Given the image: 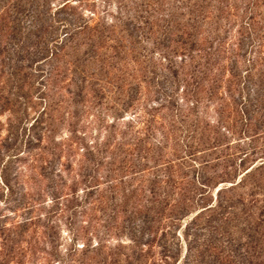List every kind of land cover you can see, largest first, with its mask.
I'll return each mask as SVG.
<instances>
[{"label": "rangeland", "instance_id": "1", "mask_svg": "<svg viewBox=\"0 0 264 264\" xmlns=\"http://www.w3.org/2000/svg\"><path fill=\"white\" fill-rule=\"evenodd\" d=\"M130 1L0 0V227L5 225L12 236L21 240L14 247L13 257L4 264H16L17 257L21 264H77L80 252H73L72 248L82 249L87 239L84 229L89 224L106 232V236L98 256L90 251L84 264H229L225 259L231 261L230 264H248L249 239L264 243V5L261 4L264 0L258 1L261 25L256 32L239 36L235 32L237 24L227 28L225 47L247 46L245 58L249 62L244 63L238 57L233 64V55L228 58L225 54L217 97L208 104L204 97L201 98L195 136L187 138L186 133L173 128L175 133H181L179 142L170 132L169 138L164 139L163 133L171 127L167 120L161 125L163 128L160 126L159 114L154 116L147 134L145 127L149 116L142 104L133 102L125 111L114 112V109H107L110 104L106 106V100L94 108H83L77 102L79 99L85 102L84 97L89 92L85 85L87 79H95L96 87L105 88L107 77L118 75L116 71L126 67L116 56L106 58L112 48L99 49L97 53L82 39L83 34L74 29L85 23L90 26L97 23L102 29L117 22L125 10L121 3L127 2L129 7ZM147 1H155L157 14L172 7V0L161 2L162 6L156 0ZM65 3L67 7L61 9ZM119 5L120 13L117 11ZM114 31L115 36L120 32L118 27ZM66 38L69 40L66 46L61 45V40ZM110 41L114 44L112 39ZM102 52L108 53L102 59H92ZM78 70L86 73L85 83L80 82ZM60 71L62 73L55 76ZM236 71L239 78L235 79L231 73ZM82 84L84 88L80 92ZM227 88L230 91L227 92ZM236 88L241 89L240 93ZM105 92L109 103L114 101L112 93ZM224 102L225 107H219ZM115 104L121 107V101ZM191 113L188 109L184 111V125L192 121ZM110 115L122 116L110 137L120 140V131L127 126V139H144L152 150L161 151L163 156L156 163L152 153L148 154L146 164L140 157L138 167L146 165L143 167L148 168L144 180L151 179L154 173L162 177L163 172L155 170L171 161L169 165L173 171L169 177L171 175L176 181L175 187L163 183L158 187L165 186L164 190L170 191L169 203L175 206L173 213L183 209L177 220L163 219L155 224L158 229L152 236L145 229L140 238L146 243L140 247L133 245L130 239L132 231L139 230L138 220L144 217V207L135 206L136 199L130 194L140 174L128 173L123 176L122 183L109 189L110 174L103 170V166L107 167L103 159L106 161L112 156L111 148L102 154L103 166L98 170L108 181L99 179L96 182L105 196L102 221L98 219V212L87 208L81 217L85 221L90 218V223L81 225L77 213L76 222L67 226L65 218L59 216L57 207L52 205L51 195L71 193L69 185L75 172L85 168L92 171L89 163L92 157H102L96 156L95 150L109 137V128L105 126L111 120ZM71 130L81 138L69 141ZM82 147H88L90 152L81 155ZM133 148V144H125L117 153V160L125 159L127 164L130 156L126 151ZM154 164L156 166L152 167ZM251 169L250 177L244 175ZM2 175L11 189L9 196ZM198 181L208 186L197 190L191 204L188 189H191L189 193L194 191L191 185H198ZM73 187L78 190L76 195H82L81 184ZM69 197L70 194L65 199ZM94 197L82 199L75 207L77 212L82 210V205L95 207L98 202ZM111 201L119 205L115 221L111 218ZM217 204L222 206L213 210ZM25 221L28 223L22 225ZM79 225L82 226L80 230ZM76 229L78 238L72 240ZM87 242L92 243L90 246L96 245V236L91 239L89 236ZM261 249L264 255V247ZM4 250L0 244V257ZM162 254L168 258L162 259Z\"/></svg>", "mask_w": 264, "mask_h": 264}, {"label": "trees", "instance_id": "2", "mask_svg": "<svg viewBox=\"0 0 264 264\" xmlns=\"http://www.w3.org/2000/svg\"><path fill=\"white\" fill-rule=\"evenodd\" d=\"M156 1L162 6L161 2L165 0ZM258 1L259 0H172V7H169L164 13L157 14L155 13L154 7L155 1L131 0L129 7L127 2L121 3L122 7L125 9L124 14H121L122 16L117 22L113 24L111 22L109 26L100 29V25L97 23L92 26L87 23L79 25L80 27L74 29V31L83 34L82 39H85V43L97 53L99 49L107 51L108 47L112 48V53L109 55L106 56L108 52H102L101 54L95 55L92 59L99 60L105 56L108 59H113L114 56H116L119 60H123V66L126 68L123 70L120 68L116 71L119 74H114L112 78L107 77L106 89L104 87H96L97 81H95V79H87L86 81V73L83 74L78 70L80 82L83 81L82 83H85L86 81L85 85L89 89L87 95L89 100L87 97H84L86 98L85 102L81 99L77 102H79L83 108L87 106L94 108L97 103L106 100V106L110 104L107 109H114V112L117 110L125 111L128 106L133 105V102L137 103V105L142 104L144 112L149 116L145 127L147 134L151 131V125L154 123V116L159 114L161 118L159 122L160 126L167 120V122H165L169 123L168 126L171 127L170 131L163 133L164 139L167 140V138H169L168 132H170L173 137L177 138L178 142L181 140V133H175L173 130L174 127L177 131L179 130L182 133H186L187 138L195 136V132L199 127L198 105L202 104V97L205 98L206 104L212 103V98L214 96L217 97V90L220 88L219 82L222 79L224 70L223 58L225 54L228 58L231 57V55L234 56H232L233 64L235 60L237 61L238 57L243 59L244 63L245 61L249 62V60L245 58L247 46L246 48L245 46L242 48L243 44H239V47L235 49L225 47V39H227V28H229L230 25L237 24L235 32L239 36L243 34L250 36L253 32L257 31L256 28L261 25L259 22L261 17L260 11H257L260 5ZM66 4L67 3L63 4L60 8H66ZM261 4L264 5V2ZM120 10L119 5L117 11L120 13ZM116 27H118L120 32L115 36L114 30ZM72 34H74V32H72ZM65 36H68V34ZM111 39L114 44L110 43ZM68 41V38L65 40L62 39L60 44L66 46ZM241 49L242 52L240 53ZM236 50L239 52H236ZM54 55L57 56V53ZM75 62H77V60ZM111 62H113V60H111ZM73 64L74 62L72 65ZM229 68L232 71V66ZM60 73H62V71L57 72L55 76L58 77ZM107 73H109V71H107ZM105 76H107V74ZM231 76L235 79L239 78V72H233ZM237 83L238 82H236V84ZM83 85L84 84H82V89L80 88V92L84 88ZM236 86H238V84ZM226 90L227 92L230 91L229 88ZM236 90L240 93L241 89L236 88ZM105 91L112 93L111 97H113L114 101H110L109 103V99L105 96ZM224 95L226 94L224 93ZM121 97H123V99H121ZM142 97L144 98L143 100L141 99ZM81 98H83V96ZM117 100L118 102L121 101L120 108L115 104ZM221 100L224 101L223 97ZM224 104L225 102L219 105V107L224 108ZM186 109H188V112H192L191 114L193 117L189 125L183 124L185 120L183 114ZM236 111L239 114L238 110ZM110 116L111 120H109L110 122H107L105 126V129L109 128V137L105 139V142H103L100 147H96L95 153L96 156L98 154L102 155L111 148L110 153L112 156L108 157L106 161L103 159L104 155L96 159L92 157V160L89 162L90 165L92 164L90 166L92 171H90L89 168L88 170L85 168L76 171L75 178L71 185H69L71 193H63L60 195H55L54 193L51 195L53 196L51 197L52 205L57 207V214L65 218L67 226H71L72 223L76 222L75 217L77 213L80 214V217L83 216L87 208L98 212V219L102 221L105 216V196L100 188V184L96 183L99 179L108 181L106 178L107 176L104 177L102 173H98L100 167L103 166L102 159L107 166H103V170H108L110 174V180L108 181L109 189H112V187L115 188L116 185L122 183L123 176L128 173L135 175L140 174L139 177H137L138 181L136 187L132 188L130 191L131 196L136 199L135 206L139 205L140 207H144V217L138 220L139 230H133L130 235L133 245L140 247L141 244L146 243L142 242L140 238L145 229H147L148 233L152 236V234H154L153 231L158 229L155 224H160L159 222L163 219L177 220L178 214H180V216L183 214V209H177L180 211H177V213L174 211L173 213L172 210L175 206L169 203L170 191L164 190L165 186L158 187V185H160L159 183L169 185L170 188L175 187L176 181L171 178V175L169 177V174L173 171L172 165H169L171 161L166 162L163 166L164 168L155 170L156 172L160 171V174L163 172L162 177H158L159 175L154 173L151 179L144 180V172L148 171V168L143 167L146 165L138 167L141 159L140 157L143 158L146 164L149 161L147 158L148 154L152 153V156L156 157L154 160L156 163V161H159L163 156L161 151L157 152L152 150L153 148L149 147L148 143L144 142V139L138 138L137 141L135 139L137 137H133L132 140L127 139L125 137L127 126L120 131V140L110 137L113 127L117 126V120L122 117ZM82 136H84V134ZM78 138L81 137L75 135V131L71 130V136L68 137V140L70 139L69 141H71L72 139ZM146 138L148 139V137ZM184 138H186L185 135ZM112 140H114L115 143H112ZM134 141L136 143H133ZM125 144H133L134 147L132 150L126 151V154L130 156L127 164L124 163L125 159L117 160V153L121 152V148H123ZM142 147H144V149H142ZM155 148L157 150L160 149L159 146ZM81 152H83L81 155H84L90 152V150L88 147H84ZM136 160H138V162ZM155 166L156 164L152 165V167ZM252 173L253 171L251 169L244 175L250 177ZM158 178H160V180H156ZM1 179L2 183L7 188L6 195L9 196L11 189L8 187L6 177L2 175ZM111 180L115 181L112 182L114 184L111 183ZM77 184L83 186L82 195L75 194L78 190H74L73 186ZM192 186L194 187V191L189 193L191 189H188L191 204H193L194 194L197 190L205 188V186L207 187L208 185L198 181V185L192 183L191 187ZM60 188H62V185ZM160 188L163 191H159ZM68 194H70V197L65 199V196ZM93 195H95L94 198L98 202L97 205L91 208L90 205L84 207L82 205L80 206L82 210L77 212L75 207L81 204L80 201L82 199L86 200L92 198ZM109 206L110 211H112L111 218L115 221V217L118 215L119 205L115 201H111ZM221 206L222 205L217 204L214 206L213 210ZM170 211L174 217L170 215ZM49 220L50 217H48V223L50 222ZM25 222L22 223V225L28 223L27 221ZM78 222H81V225L88 224L90 223V218L89 221H85L81 217V220ZM77 228L80 230L82 226L79 225ZM90 228L92 231H90ZM78 229L73 232L74 238L72 240L78 238V233H76ZM105 233L106 232H102L99 229L92 228L91 224H89L88 228L85 226L84 234L87 236V239L83 242L82 249H78L77 246L72 248L74 249L73 252H80L79 255L81 258L77 260V264H84L86 258L90 257L89 255L91 252L98 256L97 254H99L103 246V241L105 240ZM12 234L13 233L9 232V229L5 227V225L0 227V244L5 249L4 255L0 257V264H4L5 261L7 262L13 257L14 247L21 241H19V239L17 240ZM93 235L96 236L97 243L94 246H90L92 243H88L87 240H89V236L91 239ZM247 246L250 250L248 264H264V255L261 249L264 247V243L259 244L257 240L253 241L251 238ZM212 247L213 249H218V247ZM72 249L69 248L68 251L70 252ZM161 256L162 259L168 258L167 255L162 254ZM224 258L227 257L224 256ZM19 259L20 257H17L16 264H21ZM225 261L229 264L231 262L226 259Z\"/></svg>", "mask_w": 264, "mask_h": 264}]
</instances>
